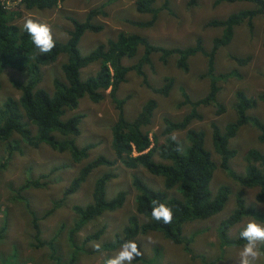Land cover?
I'll use <instances>...</instances> for the list:
<instances>
[{
    "label": "rangeland",
    "instance_id": "rangeland-1",
    "mask_svg": "<svg viewBox=\"0 0 264 264\" xmlns=\"http://www.w3.org/2000/svg\"><path fill=\"white\" fill-rule=\"evenodd\" d=\"M195 6H187V0H155V8H161L164 2L166 7L160 9L153 25L149 28H136L127 21H145L147 14H138L134 10V0H59L57 4L45 10H25L19 0H0L3 6L11 11L19 12L14 21L18 29L29 14L39 17L53 25L54 38L57 43H64L71 30L67 18L79 22L84 20L86 12L103 5L106 16H96L92 23L101 24L98 33L86 31L78 43L81 55L88 54L99 43L114 39L120 31L125 34H138L149 43L160 47H186L193 45L196 38H200L204 49L210 48L211 40L219 37L220 28L206 27L211 20H222L231 13L253 9V5L246 2L222 1L214 4L215 0H195ZM251 31L246 24L233 28V35L229 44L217 50L214 57V71L224 74L236 70L240 78H228L219 82L218 101L224 105L225 112L215 114L214 106H201L197 110L202 120L193 121L190 127L205 131V147L216 162L217 157L210 145L209 123L215 122L220 128L234 120L231 103L234 102L233 93L243 91L246 97H256L255 107L247 110L249 116L257 118L264 123V16L257 15L251 21ZM141 54V48L131 57H124L122 65L133 64ZM249 56V62L242 67L235 64L230 57ZM65 61L62 54L49 63L40 65V79L35 88H42L47 93L52 91L53 79L61 78L60 66ZM188 71L182 73L174 66V59L170 57L162 65L158 55L151 56V65H145L142 70L147 82L155 87L164 83V78L172 80L171 89L166 97L155 95L144 87L140 77L129 72L125 82L120 84L117 97H127L122 108L123 118L132 120L136 117L142 105L148 100L156 102L151 121L147 126L148 138L154 136L158 143L163 142L162 118L179 121L189 110L187 106H179L183 91L191 101L197 100L207 92L208 82L199 79L198 75L204 72L205 59L195 55L188 59ZM98 67L92 63L82 70V77L93 73ZM29 74L12 68L2 69L0 72V104L5 97L17 98L18 91L13 82L24 84ZM62 80V78L60 79ZM108 91L106 90L105 93ZM263 95L259 101L258 96ZM80 115L78 125L79 133L73 137L75 146L82 147L93 144L87 151V159L104 156L113 159L111 149L110 126L116 118V110L109 97L97 103L83 98L78 101L73 111H67L63 118ZM173 140L180 145H186L184 134L173 133ZM258 132L250 124L243 125L233 140L228 141L230 148L236 151V156L228 162L230 168L237 174L242 173L244 155L248 150H256L264 154V141L257 139ZM84 162L74 163L69 154L57 153L46 145L30 148L22 143L18 150H10L0 142V264H104L107 257L115 252L96 251L94 245H100L120 232L127 218L134 213L135 191L131 187V177H138L147 187L154 190L162 189L160 177L150 175L142 167L136 170L124 169L115 164L111 169L114 177L106 183L105 195L108 198L116 191L126 192L124 203L119 209L101 214L96 220L84 226L73 236H69V229L73 223L71 207L84 206L90 201V193L94 180L106 168H97L88 174L86 180L78 190L69 195H63L70 181L77 175ZM56 171L50 173V169ZM264 173V168L260 169ZM28 182H35V186L22 188ZM220 185H226L230 190L222 209L207 220H194L185 224L181 230L182 235L189 241V252L183 250L181 245H175L164 239L160 233L145 231L135 239L142 255L132 264H238L237 258L243 246L228 245L218 248L219 240L216 228L220 221L226 219L235 208L234 193L239 188L234 181L220 169H216L210 182V191L213 194ZM245 202H251V197L257 193L256 188L241 189ZM264 214V204L258 203L255 207ZM142 219V218H140ZM247 218L227 231V236H235L236 230L241 228ZM259 223V222H258ZM37 224L38 234L35 235L32 225ZM264 224V223H261ZM104 227L100 239L85 242L87 235ZM51 243L53 252L45 244ZM264 246V243L260 244ZM101 250V249H100ZM264 264V256L256 262Z\"/></svg>",
    "mask_w": 264,
    "mask_h": 264
},
{
    "label": "trees",
    "instance_id": "trees-1",
    "mask_svg": "<svg viewBox=\"0 0 264 264\" xmlns=\"http://www.w3.org/2000/svg\"><path fill=\"white\" fill-rule=\"evenodd\" d=\"M59 0H19L25 10H45L54 7ZM226 2H246L253 5V9H246L231 13L222 20H211L206 27L220 28L219 37L211 40L210 48L204 49L200 38H196L193 45L186 47L165 48L149 43L138 34H125L120 31L114 39L99 43L88 54L81 55L78 43L84 32L98 33L102 29L101 24L92 23L96 16L104 17L103 5L89 9L83 23L75 19L67 18L72 31L64 43L55 42V47L48 54H40L31 39L23 30L18 29L14 21L19 17V12L6 9L0 2V72L5 68L27 72L28 80L24 84H15L19 90L17 99L7 97L0 105V142L10 150H18L20 143L37 148L46 145L57 153L66 152L74 163L84 162L77 175L70 181L63 195H69L78 190L86 180L88 174L97 168H106L93 184L90 193V201L84 206L71 207L73 223L69 229V236L79 232L84 226L96 220L101 214L119 209L124 201L125 193L118 191L108 198L105 195L106 183L114 177L110 169L115 164H120L128 170H136L142 167L147 173L160 177L162 189L154 190L147 187L138 177H131V187L135 191L134 213L131 214L119 233L110 241L101 244L100 251L115 252L126 240L136 241L139 234L145 231L160 233L162 237L175 245H181L183 250L189 252V241L182 235V228L194 220L204 221L220 212L230 190L226 185H220L212 194L210 182L215 170L218 168L225 172L239 188L234 193L235 208L229 216L220 221L216 228L220 247L228 245L243 246L239 233L246 226L236 230L235 236L229 238L227 231L239 224L242 219L255 220L264 223V214L255 207L258 203L264 204V154L256 150H248L243 161V171L235 173L228 162L236 156V151L229 147L228 141L233 140L238 130L246 124H250L258 132L259 142L264 141V123L257 118L249 116L247 110L255 107L258 101L256 97H246L243 91L234 92L233 108L234 120L220 128L215 122L209 123L210 145L217 161L212 159L210 152L205 147L206 133L202 129L190 127L193 121L202 120L198 108L201 106H214L215 114L225 112V107L218 101L219 82L228 78H240L236 70L224 74H216L214 71V57L217 50L229 44L233 28L246 24L251 31L250 21L257 15L264 16V0H215L214 4ZM155 0H134V10L138 14H147L145 21H127L132 26L140 29L149 28L156 20L160 9L166 7V2L161 8H155ZM195 0H187L189 7L195 6ZM141 48V54L137 60L128 66L122 65L124 57L133 56ZM65 56L61 64V78H55L52 82V91L47 93L42 88H35L40 79L39 64L51 62L56 55ZM157 54L159 62L164 65L172 57L174 66L182 73L188 71V59L195 55H201L205 59V68L199 79L208 82L207 92L197 100L191 101L181 91L182 101L179 106H187L188 112L179 121L162 118L163 142L158 143L153 136L148 138L147 126L151 121L156 102L148 99L140 108L136 117L132 120L123 118L122 108L127 97H117L120 84L125 82L129 72L141 79L144 87L151 93L166 97L171 89L172 80L164 78V83L155 87L150 85L145 77L142 67L151 65V56ZM239 67L245 66L249 56L230 57ZM92 63H97V69L82 77L84 68ZM108 91L105 93V91ZM109 97L116 110V118L110 126L111 149L113 159L97 156L88 160L87 151L93 144L77 147L73 137L79 133L78 125L80 115H72L63 118L67 111H73L79 100L86 98L92 103H97ZM259 101L263 95L258 96ZM183 133L186 145H180L173 140V133ZM104 168V169H105ZM56 168L50 169V173ZM35 182H28L22 188L35 186ZM256 188L257 193L251 202H245V196L241 189ZM165 203L173 211V220L170 224L163 221H155L151 217L152 202ZM142 218V219H140ZM35 235L38 234L37 224L32 225ZM104 227L97 229L84 239L85 242L97 241L103 233ZM53 252L51 243L40 242ZM264 252V246H261ZM206 264H214L213 261Z\"/></svg>",
    "mask_w": 264,
    "mask_h": 264
},
{
    "label": "clouds",
    "instance_id": "clouds-1",
    "mask_svg": "<svg viewBox=\"0 0 264 264\" xmlns=\"http://www.w3.org/2000/svg\"><path fill=\"white\" fill-rule=\"evenodd\" d=\"M23 30L26 31L31 39V43L40 54H48L55 47L54 31L51 23L29 14L24 19ZM15 84H17V82H13V87L16 89ZM17 91L19 96V90ZM124 193L126 197V192ZM152 204V219L155 221L162 220L164 224H170L173 220L172 209L165 203L159 201H153ZM239 236L245 243L238 253V264H256V262L264 256V252L260 249V244L264 243V224L258 223L255 220L249 221L240 231ZM94 247L98 252L101 249L99 243L94 245ZM141 255L142 250L138 247L137 242L134 240H126L121 244L119 251L115 255L107 257L104 260V264H132V262Z\"/></svg>",
    "mask_w": 264,
    "mask_h": 264
}]
</instances>
